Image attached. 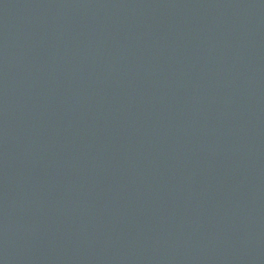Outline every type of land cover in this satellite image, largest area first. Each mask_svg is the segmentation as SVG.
<instances>
[{
	"label": "water",
	"instance_id": "95a60500",
	"mask_svg": "<svg viewBox=\"0 0 264 264\" xmlns=\"http://www.w3.org/2000/svg\"><path fill=\"white\" fill-rule=\"evenodd\" d=\"M0 264H264V0H0Z\"/></svg>",
	"mask_w": 264,
	"mask_h": 264
}]
</instances>
